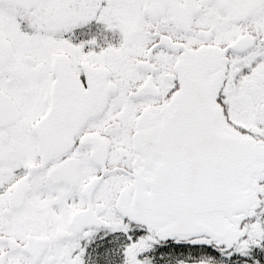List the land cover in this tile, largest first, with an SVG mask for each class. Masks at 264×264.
Returning <instances> with one entry per match:
<instances>
[{
  "label": "snow or ice",
  "instance_id": "snow-or-ice-1",
  "mask_svg": "<svg viewBox=\"0 0 264 264\" xmlns=\"http://www.w3.org/2000/svg\"><path fill=\"white\" fill-rule=\"evenodd\" d=\"M0 264H264V0H0Z\"/></svg>",
  "mask_w": 264,
  "mask_h": 264
}]
</instances>
